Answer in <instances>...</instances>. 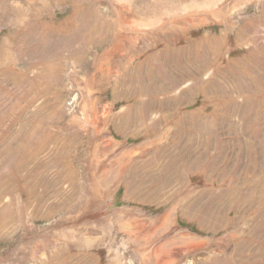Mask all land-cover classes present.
<instances>
[{
  "label": "rangeland",
  "instance_id": "rangeland-1",
  "mask_svg": "<svg viewBox=\"0 0 264 264\" xmlns=\"http://www.w3.org/2000/svg\"><path fill=\"white\" fill-rule=\"evenodd\" d=\"M0 264H264V0H0Z\"/></svg>",
  "mask_w": 264,
  "mask_h": 264
}]
</instances>
